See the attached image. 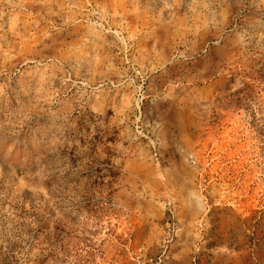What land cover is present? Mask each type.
Returning a JSON list of instances; mask_svg holds the SVG:
<instances>
[{"label": "rangeland", "instance_id": "1", "mask_svg": "<svg viewBox=\"0 0 264 264\" xmlns=\"http://www.w3.org/2000/svg\"><path fill=\"white\" fill-rule=\"evenodd\" d=\"M0 264H264V0H0Z\"/></svg>", "mask_w": 264, "mask_h": 264}]
</instances>
